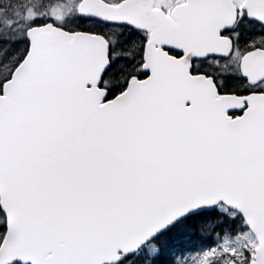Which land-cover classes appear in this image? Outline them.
<instances>
[{
  "label": "snow or ice",
  "instance_id": "obj_1",
  "mask_svg": "<svg viewBox=\"0 0 264 264\" xmlns=\"http://www.w3.org/2000/svg\"><path fill=\"white\" fill-rule=\"evenodd\" d=\"M0 264H264V0H0Z\"/></svg>",
  "mask_w": 264,
  "mask_h": 264
}]
</instances>
